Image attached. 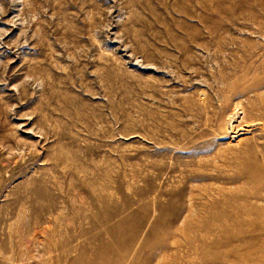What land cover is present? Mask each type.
<instances>
[{"label":"rangeland","instance_id":"rangeland-1","mask_svg":"<svg viewBox=\"0 0 264 264\" xmlns=\"http://www.w3.org/2000/svg\"><path fill=\"white\" fill-rule=\"evenodd\" d=\"M263 61L264 0H0V264H143L151 223L206 264L264 206Z\"/></svg>","mask_w":264,"mask_h":264},{"label":"bare ground","instance_id":"bare-ground-1","mask_svg":"<svg viewBox=\"0 0 264 264\" xmlns=\"http://www.w3.org/2000/svg\"><path fill=\"white\" fill-rule=\"evenodd\" d=\"M261 65H264V61L262 62ZM258 77H260V76H258ZM258 82L261 85H264V76L261 79V81H258ZM255 124L262 125L260 123H253L249 126H254ZM247 179H248V181L252 180L253 182L255 180H259L260 184L262 183L261 185L264 186V177L260 178L258 176L253 177V175H248ZM245 197L256 198V201H264V193H259L258 191L254 192V193H249ZM247 200H249V199H247ZM243 202H244V199H243ZM245 203H247V202H245ZM240 209H241L240 215L239 216L234 215L235 218H232L233 216H231V214H230L232 219L229 221L224 220L225 217L227 216L226 214H225L226 216L222 215L223 216V217L221 216L222 218L219 217L220 218V227H219L220 235L212 243H210L207 248H204V247H206L205 246L206 244L204 245V243L201 247V249L203 251L202 254H205L206 250H209L212 253L216 252L215 250H217L216 254L211 259H208L207 261H205L206 264H264V206L245 205V206H240ZM236 210H238V208ZM238 213H237V215H238ZM157 215H158V213H157ZM157 215H156V218H157ZM220 215H221V213H220ZM131 217H133V215ZM131 217H130V219H132ZM123 219H121L120 223L118 222L119 225L122 227L126 226V222H128V220H123ZM159 219H157V220H159ZM114 227L117 228V226H115V225H114ZM128 227L129 226H127L124 229L125 232L128 229ZM112 229H113V227L109 231L112 232ZM106 232H105V234H106ZM117 232H116V234H117ZM119 232H121L120 229H119ZM166 232L168 233L170 231L166 229ZM128 233L126 236H124L123 240H120L122 242L118 241L117 240L118 238L112 240L110 243V247L113 248V247L120 246L121 244H123L126 246V250H128L129 248H132V249L140 248V251L138 252V254H140V252L142 251L141 250L142 248H144V250L148 249V251H149L147 253L148 255L144 256V259H146L147 261H145V263H143V264H148L149 258L153 254L157 253L159 251V248H161V246L165 244L164 243L165 239L163 241H161L159 239L153 240L157 237L156 235H158V226L156 223H151L150 226L147 228L146 233L144 231V234L146 236H144L143 230L140 228V226L133 227L132 230L130 228ZM168 234H170V233H168ZM106 235H108V234H106ZM110 235H111V233H110ZM140 236H142L141 237L142 241L139 243L138 238H140ZM153 236H156V237L151 239V237H153ZM100 252H101L100 249L97 250L94 253L93 258H91V259H87V258L82 257V259H80L78 264H107L105 262V260H103L104 258L99 257ZM117 252H119V251H117ZM125 254H126V257L125 258L123 257L125 259V261H123L120 258ZM125 254H122V256H121V253L116 255V257H117L116 263L117 264H134L135 259L132 257L130 258V254L129 255H127V253H125ZM83 261H85V262H83ZM142 261H144V260H142Z\"/></svg>","mask_w":264,"mask_h":264}]
</instances>
